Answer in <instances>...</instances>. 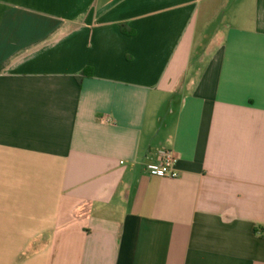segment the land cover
Wrapping results in <instances>:
<instances>
[{"label": "crops", "instance_id": "1", "mask_svg": "<svg viewBox=\"0 0 264 264\" xmlns=\"http://www.w3.org/2000/svg\"><path fill=\"white\" fill-rule=\"evenodd\" d=\"M0 264H264V0H0Z\"/></svg>", "mask_w": 264, "mask_h": 264}, {"label": "built area", "instance_id": "2", "mask_svg": "<svg viewBox=\"0 0 264 264\" xmlns=\"http://www.w3.org/2000/svg\"><path fill=\"white\" fill-rule=\"evenodd\" d=\"M103 121L108 122V119ZM145 162V170L152 177L161 179L177 177V159L173 150L161 147L148 155Z\"/></svg>", "mask_w": 264, "mask_h": 264}, {"label": "trees", "instance_id": "3", "mask_svg": "<svg viewBox=\"0 0 264 264\" xmlns=\"http://www.w3.org/2000/svg\"><path fill=\"white\" fill-rule=\"evenodd\" d=\"M82 77L91 76V71L89 69H85L81 72Z\"/></svg>", "mask_w": 264, "mask_h": 264}]
</instances>
